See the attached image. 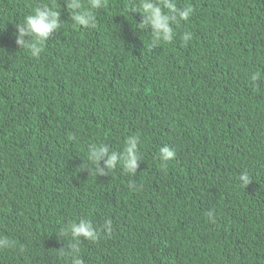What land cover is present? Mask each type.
Listing matches in <instances>:
<instances>
[{
    "label": "trees",
    "instance_id": "trees-1",
    "mask_svg": "<svg viewBox=\"0 0 264 264\" xmlns=\"http://www.w3.org/2000/svg\"><path fill=\"white\" fill-rule=\"evenodd\" d=\"M131 2L108 0L92 28L65 0H0V236L15 241L0 264H71L58 233L80 219L98 232L83 264H264V0H177L194 14L159 45ZM44 4L62 26L37 58L15 24ZM129 135L136 174L97 175L88 145Z\"/></svg>",
    "mask_w": 264,
    "mask_h": 264
},
{
    "label": "clouds",
    "instance_id": "clouds-1",
    "mask_svg": "<svg viewBox=\"0 0 264 264\" xmlns=\"http://www.w3.org/2000/svg\"><path fill=\"white\" fill-rule=\"evenodd\" d=\"M69 16L74 26L96 27L95 10L107 6L108 0H65ZM128 10L131 13H139L141 20L137 23V29H151L152 42L154 45L172 42L175 36V26L181 21H188L194 14V8L190 4L178 6L177 0H132ZM62 26L61 11L55 4H44L35 8L32 14L26 15L22 23L15 24V43L19 49H27L33 57H40L44 46L49 38ZM192 39L191 32L183 34L185 42ZM260 73L252 74L251 79L257 81ZM73 139L74 137H69ZM141 139L139 135H129L125 138L122 150H112L108 144H89L87 148V161L95 166L97 175H108L119 165L126 174L135 175L139 168V161L143 160L140 155ZM176 155L174 148L168 145L159 148V160L163 167ZM103 162V165L101 164ZM240 182L248 186L252 179L247 172L239 176ZM135 190L133 182L129 185ZM211 218L212 211L206 213ZM112 221L106 220L104 229L111 233ZM71 239H67L68 236ZM58 237L67 239L68 255L71 256V264H83L80 257V243L82 239L95 241L98 239L97 229L91 220H73L62 227ZM15 241L8 236H0V249L13 247ZM63 249V248H62Z\"/></svg>",
    "mask_w": 264,
    "mask_h": 264
}]
</instances>
